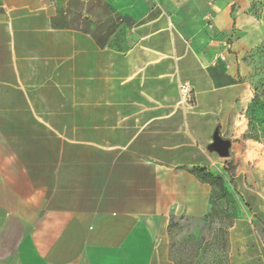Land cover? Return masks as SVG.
I'll return each instance as SVG.
<instances>
[{"label": "crops", "instance_id": "obj_1", "mask_svg": "<svg viewBox=\"0 0 264 264\" xmlns=\"http://www.w3.org/2000/svg\"><path fill=\"white\" fill-rule=\"evenodd\" d=\"M260 6L0 0V264H174L170 217L211 205L189 169L227 176L208 146L264 43ZM234 184L264 223V197ZM249 223L229 228L228 264H264Z\"/></svg>", "mask_w": 264, "mask_h": 264}, {"label": "rangeland", "instance_id": "obj_2", "mask_svg": "<svg viewBox=\"0 0 264 264\" xmlns=\"http://www.w3.org/2000/svg\"><path fill=\"white\" fill-rule=\"evenodd\" d=\"M264 19V0H260ZM245 93L232 110L223 138L229 140V155L222 158L227 178L245 183L264 197V43L245 57ZM239 206L228 194L214 188L211 210L205 218L174 216L168 252L174 264H228L229 225L235 216L250 221L251 233L264 251V223L251 215L243 201Z\"/></svg>", "mask_w": 264, "mask_h": 264}, {"label": "trees", "instance_id": "obj_3", "mask_svg": "<svg viewBox=\"0 0 264 264\" xmlns=\"http://www.w3.org/2000/svg\"><path fill=\"white\" fill-rule=\"evenodd\" d=\"M189 170L200 181L210 184L212 187V190L214 188H217L221 192V194L228 193L235 200V204L237 205V207L239 206V203H238L239 198H238L237 193L235 191V184H234L232 177L226 178L223 174L219 173L215 169L206 170L204 168H190ZM225 172L228 175L227 170ZM211 197H212V192H211ZM210 204H211V199H210ZM210 210H211V205H210ZM210 210H209V212H210ZM208 213L201 218H205L208 215ZM173 217L174 216H171L170 220H169L168 235H169V232H170V229L172 226V218ZM180 217H182V216H180ZM238 217H241V215L235 216V218H238ZM231 225H232V222L229 225V227H231Z\"/></svg>", "mask_w": 264, "mask_h": 264}, {"label": "water", "instance_id": "obj_4", "mask_svg": "<svg viewBox=\"0 0 264 264\" xmlns=\"http://www.w3.org/2000/svg\"><path fill=\"white\" fill-rule=\"evenodd\" d=\"M209 151L216 152L220 157L224 158L229 155L230 142L223 138L218 131H215L212 143L208 146Z\"/></svg>", "mask_w": 264, "mask_h": 264}, {"label": "built area", "instance_id": "obj_5", "mask_svg": "<svg viewBox=\"0 0 264 264\" xmlns=\"http://www.w3.org/2000/svg\"><path fill=\"white\" fill-rule=\"evenodd\" d=\"M219 58L223 59V56L219 55ZM179 90L181 94L180 104L191 107L193 105V88L187 83H181Z\"/></svg>", "mask_w": 264, "mask_h": 264}]
</instances>
